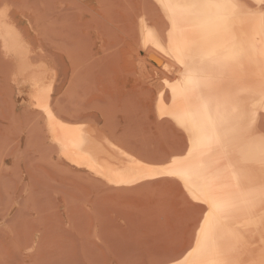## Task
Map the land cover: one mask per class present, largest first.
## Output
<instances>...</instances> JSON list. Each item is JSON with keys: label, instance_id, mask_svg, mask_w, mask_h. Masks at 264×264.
Segmentation results:
<instances>
[{"label": "rangeland", "instance_id": "1", "mask_svg": "<svg viewBox=\"0 0 264 264\" xmlns=\"http://www.w3.org/2000/svg\"><path fill=\"white\" fill-rule=\"evenodd\" d=\"M139 13L159 20L153 0H0V21L56 76L55 113L95 121L156 161L185 138L154 110ZM17 77L0 37V264H168L178 256L202 206L173 180L116 188L68 165Z\"/></svg>", "mask_w": 264, "mask_h": 264}, {"label": "bare ground", "instance_id": "2", "mask_svg": "<svg viewBox=\"0 0 264 264\" xmlns=\"http://www.w3.org/2000/svg\"><path fill=\"white\" fill-rule=\"evenodd\" d=\"M153 2L158 9V21L144 13L136 16L137 46L145 62L141 68L152 79V104L156 114L173 123L185 138L183 147L164 152L161 159L153 158L156 161L128 150L95 121L57 115L53 105L55 74L47 65L30 60L25 41L12 24L0 21V37L15 61L17 79L30 89L32 104L45 117L47 133L68 165L116 188L132 189L154 180H173L186 195L184 181L178 175L167 174L181 173L193 190L207 194L203 172L212 164V150L205 145L185 159L186 148L191 144L178 121H187L193 127V118L200 124H207L211 118L222 127L252 121L256 134L264 133V58L260 55V50L264 49V26L260 22L264 0ZM192 3H235L243 7L234 12L211 7L198 10L203 15L217 14L215 22L202 30L197 27L199 16L186 15L189 10L185 6ZM225 16L226 21L222 18ZM172 18L177 22L175 27ZM182 49L187 51L182 53ZM229 49L243 50V54L234 59H218ZM204 53L211 55L202 58ZM189 68L199 78L200 86L185 91L191 87L185 77ZM262 190L264 166L258 161L220 169L211 195L235 202L237 207L227 217H213L202 211L190 244L168 264H200L202 260L215 258L212 252L188 255L196 246L202 216L208 217L205 227L214 232L216 246L227 258L235 264H264ZM200 205L202 210L208 208L207 204Z\"/></svg>", "mask_w": 264, "mask_h": 264}, {"label": "snow or ice", "instance_id": "3", "mask_svg": "<svg viewBox=\"0 0 264 264\" xmlns=\"http://www.w3.org/2000/svg\"><path fill=\"white\" fill-rule=\"evenodd\" d=\"M171 7V5H166ZM189 11L186 13L188 17H200L197 27L205 30L207 27L214 23L217 19V14L203 15L198 10L205 8L226 9L234 12L243 5L235 3L225 4H198L192 3L185 6ZM225 21L227 17H222ZM261 25L264 26V13L260 15ZM175 18H172V25H176ZM225 31L228 30V25L224 24ZM187 50L182 49L184 53ZM243 54V50L236 51L229 49L221 58L218 59H234ZM211 54L204 53L202 58H208ZM260 55L264 58V49L260 50ZM216 62V61H214ZM187 84L191 87L186 88L185 91H192L200 86V80L195 72L189 68L185 73ZM167 84V81L164 82ZM194 116V114H193ZM190 126L187 121H178L179 127L187 134L188 141L191 144L190 148H186L188 155L184 157L187 159L191 157L193 152H199L205 145L211 151L212 164H210L203 172L204 184L208 189L207 194L203 191H195L189 184L188 179L181 173L171 172L168 175H178L184 181L186 195L194 202L193 206L197 204H207L208 208L202 211H207L209 216H224L227 217L237 207V204L232 201L223 200L211 195L216 186L218 172L220 169L233 166L238 163H250L258 161L264 166V133L256 134L253 128V122L249 121L247 124H235L230 127H222L213 122L209 118L207 124H200L193 118ZM215 165V166H213ZM235 175V172L233 173ZM211 196L209 199L208 197ZM261 199L264 200V190L261 192ZM203 224L198 225L199 235L196 238V246L188 253L189 256L193 252L214 253V259L202 260L200 264H235L234 260L227 258L219 248L216 246V237L212 230L207 229L205 226L208 224V217L202 216Z\"/></svg>", "mask_w": 264, "mask_h": 264}]
</instances>
